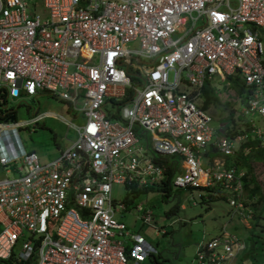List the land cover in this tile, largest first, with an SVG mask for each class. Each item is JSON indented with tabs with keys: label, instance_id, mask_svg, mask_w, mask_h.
Instances as JSON below:
<instances>
[{
	"label": "built area",
	"instance_id": "built-area-1",
	"mask_svg": "<svg viewBox=\"0 0 264 264\" xmlns=\"http://www.w3.org/2000/svg\"><path fill=\"white\" fill-rule=\"evenodd\" d=\"M216 74L247 86L242 132L214 130L196 99ZM37 90L84 116L68 121L77 136L46 162L15 147L19 123L2 117V96ZM0 110V163L19 159L13 175L0 177V260L141 264L155 249L115 218L125 204L111 185L161 180L165 165L154 156H170L173 184L226 190L235 210L250 211L245 170L220 159L203 167L199 152L212 145L230 154L250 136L264 145V0H0ZM137 210L150 223V210ZM244 248L222 230L199 241L195 257L228 264Z\"/></svg>",
	"mask_w": 264,
	"mask_h": 264
},
{
	"label": "rangeland",
	"instance_id": "rangeland-1",
	"mask_svg": "<svg viewBox=\"0 0 264 264\" xmlns=\"http://www.w3.org/2000/svg\"><path fill=\"white\" fill-rule=\"evenodd\" d=\"M176 34V32L173 33V35ZM129 46L135 47L137 44L132 42ZM167 76L168 81L172 79V69H168ZM206 81H209L217 96V104H210L205 108L211 115L209 125L219 132L226 129L230 134L242 132L248 128L245 121L246 116L242 115L239 110V101L243 94H239L225 76L221 77L216 74ZM199 92L196 99L201 104V87ZM6 106L14 110L15 118L18 120L27 119L33 108H36L38 112H50L44 115L36 125L18 128L21 141L34 150L40 162L53 159L58 155L59 150L67 147L76 137V131L68 126L64 119L70 120L76 125L84 119L83 115L72 116L73 112H69L67 101L49 91H38L33 96L20 94L17 97H9ZM240 142L237 141L236 144L239 145ZM254 143L251 142V144ZM249 163L250 174L257 183L258 190L253 193V196L246 195L245 197L250 198L252 209L254 208L253 212L256 215L253 217H257L264 206L263 200L260 199V194L264 196V162L251 160ZM201 165L203 167L205 165L203 155L201 156ZM246 178L249 181V172ZM252 185L253 182L250 180L248 187ZM247 191L248 188L244 192L247 193ZM111 196L116 200L124 199L126 201V208L116 211L115 218L122 221L129 231L141 235L154 247L157 260H152L147 256L142 260L147 264H166L165 262L197 264L195 258L197 243L205 242L214 236L222 225L227 230L235 231L247 241L256 236L257 244L261 247L260 242L264 235V213L258 216L260 223L254 225L252 229L244 228L235 216L229 217L226 194L223 191L219 193L215 187L201 190L172 183L166 196H162L160 191L154 187H147L146 190H141L133 195L127 192L124 184L112 183ZM137 204L151 210L150 223L141 221L139 218L141 211L137 210ZM249 222L252 223L251 220ZM156 228L162 232L155 234ZM259 239L261 240L259 241ZM20 241L21 238L16 240L13 246L14 252L18 251ZM162 259L164 262L161 261ZM0 264H6V260H0ZM127 264L130 262L128 261Z\"/></svg>",
	"mask_w": 264,
	"mask_h": 264
},
{
	"label": "crops",
	"instance_id": "crops-1",
	"mask_svg": "<svg viewBox=\"0 0 264 264\" xmlns=\"http://www.w3.org/2000/svg\"><path fill=\"white\" fill-rule=\"evenodd\" d=\"M38 91H47V90H37L34 94H28V93H23V92H21V93H19V95L21 94V95H26V96H33V95H35ZM48 92V91H47ZM18 95V96H19ZM53 95H55V96H57L56 94H53ZM9 97H17V96H7V97H5L4 98V96H2V99H4V101H5V103H6V101H7V99L9 98ZM57 97H59V96H57ZM60 99H62V100H65V101H67V107H68V110H69V112H73L72 113V116H77V115H82L81 113H76V112H74V111H72L71 109H70V106H69V102H68V100H66V99H64V98H61V97H59ZM5 111H6V114L5 115H3L2 114V117H6L7 119H10V120H14V121H17L18 123H19V126H18V128H21V127H24V126H27V125H36L38 122H39V120H41L42 118H43V116L44 115H46V114H48V113H50V112H48V111H44V112H38L37 111V109L36 108H33L32 110H31V114H30V116L27 118V119H25V120H18V119H16L15 118V115H14V110L13 109H11L10 107H5V109H4ZM1 111V110H0ZM0 116H1V113H0ZM84 117V116H83ZM62 119H64V118H62ZM84 120V119H83ZM64 121L66 122V124L68 125V126H71L72 127V125H70L69 123H68V121H70V120H66V119H64ZM71 122V121H70ZM72 123V122H71ZM82 123V122H81ZM80 123V124H81ZM74 124V123H73ZM76 125V124H75ZM79 125V124H78ZM18 128H17V136H18V138H19V142H17V146L15 145V147L19 150V149H25V150H27V151H32V152H34V150L32 149V148H29V147H27V144H25V143H23L22 141H21V139H20V137H19V133H18ZM74 130H75V128L74 127H72ZM76 131V130H75ZM224 131V130H223ZM76 136H77V132H76ZM251 137V136H250ZM71 141V140H70ZM70 144V143H69ZM21 147V148H20ZM238 147V146H237ZM236 147V148H237ZM211 148H214L218 153H213V154H206V155H204L203 153L204 152H207V151H209V150H211ZM236 148H235V150H236ZM62 150V149H61ZM61 150H59V152L61 151ZM234 150V151H235ZM233 151V152H234ZM232 152V153H233ZM35 153V152H34ZM232 153H230V154H232ZM36 154V153H35ZM59 154V153H58ZM229 154V155H230ZM204 156V158H205V164H207V163H210L213 159H220L223 163H224V165H226V166H236V167H239L238 165H236V164H227L226 162H225V158H224V155H228V154H222V153H220L214 146H212V145H209V146H207L206 147V149L204 150V151H202V152H199V157H200V160H201V156ZM37 156V155H36ZM55 157H57V156H55ZM54 157V158H55ZM53 158V159H54ZM37 159H38V157H37ZM39 161V160H38ZM160 162H162V161H160ZM163 163V162H162ZM19 164V159H15L13 162H11V163H8V164H2V163H0V173H2V174H0V177H2V176H9V175H13L15 172H16V169H15V167H17V165ZM171 168H173V171H172V174H171V179H172V177H173V173H174V171L175 170H177V169H175V167H172V166H170ZM244 169V168H243ZM164 172H165V170H164ZM176 172V171H175ZM165 176H166V172L165 173H163V177L161 178V180H159V181H157V182H153V183H147V184H145V185H134L133 184V186L135 187V188H140L141 190H146L147 189V187H156L155 185L156 184H158V183H160L161 181H163L164 180V178H165ZM123 184V183H122ZM172 184V181H170V185ZM124 186H132V185H125L124 184ZM187 187H194V186H187ZM205 187L206 186H198V187H194V188H200L201 190H204L205 189ZM127 189V188H126ZM245 187H244V183H243V191H245ZM141 190H139V191H141ZM225 194H226V201H227V199H228V196H229V192L228 191H226V190H224L223 191ZM219 193H220V191H219ZM246 192H243V197H242V202H243V204L245 205V209L247 210H250L249 211V213L248 214H246V213H244V214H242V213H239L237 210H235L234 209V207L232 206V205H230L229 203H228V201H227V203H228V205H229V208H228V210H227V213H228V215H229V217H231V216H235L239 221H240V223H241V225L244 227V228H246V229H252L253 228V226L254 225H256L257 223H260V221H259V219H258V216H260V214H262V213H264V206H263V208H261V212L258 214V216L257 217H253V216H256L255 215V213L253 212V210H254V208L252 209V205H251V203H250V198H248V197H250V196H253V194H250V192L249 191H247V193L245 194ZM132 194V193H131ZM201 195V194H200ZM248 196L247 198L245 197V196ZM260 196H262V194L260 195ZM263 197V196H262ZM260 198L261 200H263L262 202H263V204H264V198ZM247 199H248V201H247ZM123 202H124V204H125V207L124 208H121V209H119V208H117V209H115L114 210V216H115V212L116 211H120V210H124L125 208H126V201L123 199L122 200ZM137 205H140L141 206V204H137ZM142 207V206H141ZM143 209H148V210H150L149 208H144V207H142ZM234 209V210H233ZM141 211V210H140ZM141 213V212H140ZM150 213H151V216H152V212H151V210H150ZM251 217H253V218H251ZM139 218L141 219V217H140V214H139ZM252 221V223L251 222H249V221ZM120 221V220H119ZM141 221L142 222H145V221H143L142 219H141ZM255 222V223H254ZM145 223H147V222H145ZM261 226V225H260ZM126 228V227H125ZM127 229V228H126ZM222 230H226V231H229V232H231V233H234L238 238H240L243 242H244V244H245V248L243 249V250H241V251H239V252H237L236 254H235V256L228 262V264H258V263H260V262H262V263H264V235H263V239H262V241L260 242L261 243V247L260 246H258V242H257V239H256V236H254V238H252L251 240L253 241V242H251V240L249 239V241H247L246 239H242L241 237H240V235L238 234V233H236L235 231H231V230H227L226 228H225V226L224 225H222V226H220V228H219V230L217 231V233L214 235V236H216V235H218V234H220L221 233V231ZM162 232V230H158L157 228L155 229V234H158L159 232ZM118 236V235H117ZM243 236V235H242ZM261 236V235H260ZM119 237V236H118ZM212 237V236H211ZM120 239H122V241H123V243H124V245L125 246H128L129 245V240L127 239V237H123V236H120L119 237ZM261 239H259V241H260ZM196 258V257H195ZM234 261V262H233ZM141 263H142V261H141Z\"/></svg>",
	"mask_w": 264,
	"mask_h": 264
},
{
	"label": "trees",
	"instance_id": "trees-1",
	"mask_svg": "<svg viewBox=\"0 0 264 264\" xmlns=\"http://www.w3.org/2000/svg\"><path fill=\"white\" fill-rule=\"evenodd\" d=\"M225 78L229 80L231 85L236 89V91L239 94L242 95L243 93L247 91V86L243 83V81L237 75L228 74V75H225ZM242 98H243V95H242ZM216 102H217V96L213 92L212 86L210 85L209 81H205L201 86V106L203 108H206L210 104L211 105L217 104ZM223 132L226 134L232 135L228 133L226 129H224ZM251 142L252 143L255 142V143L251 144ZM213 153L216 154L218 152L214 148H211V150L204 152L203 154L206 155V154H213ZM154 157L163 162V164L165 165V172H166V176L164 180L156 184L155 185L156 187L154 188L158 189L162 196H166L170 189V181H171L170 176L173 171V168H171L170 165L168 164V160H170V156L165 155V156H154ZM224 158L227 164H236L239 167L244 168L245 175L243 178L244 179L243 183H244V187L248 188V191L250 192V194H253L255 191L258 190V185L255 182L252 174H250L251 166L249 163L251 162V160L264 162V145L259 144L258 139L253 138V137L246 138L245 140L239 143L238 147L232 154L224 155ZM248 172H249V181H247V178H246V175ZM250 180L253 182V185L251 187H248L250 184ZM125 187L127 188V192L132 193L133 195L139 192V190H141L140 188H135L133 185L125 186ZM205 189L206 190L210 189V186H206ZM262 196H260V198ZM262 198H264V196ZM251 242L253 241L251 240ZM147 256H149V258L152 260H157V255H155L154 252L149 253ZM161 261L164 262L163 259ZM165 263L170 264V262H165ZM141 264H147V262L142 261Z\"/></svg>",
	"mask_w": 264,
	"mask_h": 264
}]
</instances>
